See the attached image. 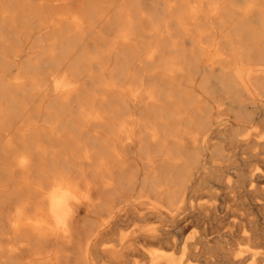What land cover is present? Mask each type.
I'll return each instance as SVG.
<instances>
[{
    "label": "rangeland",
    "instance_id": "rangeland-1",
    "mask_svg": "<svg viewBox=\"0 0 264 264\" xmlns=\"http://www.w3.org/2000/svg\"><path fill=\"white\" fill-rule=\"evenodd\" d=\"M102 1L110 4V0L99 2ZM216 7L207 27L197 34L179 32L172 23L165 31L169 18L160 16L154 25L161 34L157 41L147 23L144 29L135 28L131 32L109 25L61 36L17 24L12 32L18 39L15 43L18 68L26 65V59L35 60V68L31 67L21 82L23 95L18 94V100L22 102L25 93H29L30 103L29 112L19 115L17 127L22 134V126L27 125L38 135L35 159H41V153L45 152L47 167L54 165L51 157L63 159L64 168L87 167L76 159L81 155L77 149L81 142H89L91 157L101 147L105 148L104 155H109L111 149L123 153L129 161L138 164L140 180L148 182L136 192L140 190L142 200L147 201L146 207H150V202L159 201L149 180L162 169L158 133L163 104L168 99L190 115L196 109H204L211 124L202 147L180 137L175 143L172 139L168 142L172 151L182 153L189 148L199 155L196 166L199 172L184 189L187 212L178 217L183 222L188 219L192 222L182 231L183 238H200L208 264H232V260L264 264V235L259 229L264 224V147L254 142L256 137L244 140L247 135H264L263 113L254 111V125L242 132L239 140L231 138L226 124L219 122L226 118L233 122L236 118L237 110L230 100L233 93L228 87L229 83L236 84L232 75L234 62L264 63V0H217ZM149 12L147 9L146 14ZM17 20L26 22L21 17ZM58 36L62 38L59 40ZM211 42L218 44L223 54L216 66L203 62V47ZM59 43L66 48L60 64L54 65L51 57L58 52ZM61 78L66 79L64 89L56 84ZM237 97L236 100L246 99L241 92ZM89 110L101 114L107 127L93 123L79 130L66 127L67 122L84 120ZM251 110L248 107L247 111ZM168 126L170 131L171 120ZM202 169L205 182L198 179ZM252 169L259 177L256 182L250 188L245 185L237 188L242 174L247 175ZM74 181L81 183L79 179ZM85 219L81 213L79 220ZM158 222L147 218L144 226L156 227ZM176 232L172 231L171 236ZM142 250L145 254L152 251L169 254L166 247L155 244H144Z\"/></svg>",
    "mask_w": 264,
    "mask_h": 264
},
{
    "label": "bare ground",
    "instance_id": "bare-ground-1",
    "mask_svg": "<svg viewBox=\"0 0 264 264\" xmlns=\"http://www.w3.org/2000/svg\"><path fill=\"white\" fill-rule=\"evenodd\" d=\"M99 1L0 0V264H208L200 238H183L182 231L192 222L178 219L187 212L184 189L199 172L196 168L199 155L189 148L182 153L172 151L168 143L169 139L175 143L180 137L202 147L211 124L204 109H196L190 115L168 99L163 104L158 133L162 169L149 180L154 184V195L159 201L150 202V207H146L147 201L142 200L140 190L136 192L148 182L140 180L138 164L129 161L123 153L111 149L109 155H104L105 148L101 147L91 157L89 142H81L77 145L81 155L76 159L87 167L64 168L60 157H51L54 165L47 167L45 152L41 153V159H35L38 135L24 124L23 133H19L17 119L29 112L30 95L25 93L20 102L18 94L23 95L22 79L29 75L35 60L26 59V65L18 68L15 44L18 39L12 32L17 24L61 36L66 32L81 33L93 26L109 25L131 32L135 28L144 29L147 23L157 41L161 34L154 25L160 16L171 20L165 22V31L172 23L179 32L197 34L207 27L210 15L218 9L217 0H121L118 4L119 0H110V4ZM147 9L149 14H146ZM110 13L113 16L108 17ZM18 17L26 22L18 23ZM56 48L55 57L50 54L54 65L60 64L66 47L59 43ZM222 59L218 44L211 42L203 47V62L207 66H216ZM234 63L232 75L236 84L229 83L228 87L233 93L230 100L237 110L236 118L233 122L229 118L219 122L226 124L231 138L239 140L242 132L254 125L255 112L263 113L264 120V63L246 65L239 60ZM65 83V78L56 81L60 89H64ZM238 92L246 99L236 100ZM248 107L251 112L247 111ZM83 119L67 122L66 127L79 130L88 123L107 127L96 110L87 111ZM170 120L173 126L169 131ZM251 137H256L254 142L264 147V135H247L244 140ZM257 178L254 170H249L247 175L242 174L237 188L244 185L250 188ZM76 179L81 183H75ZM198 179L204 181V169ZM81 213L85 214V220H79ZM147 218L159 221L158 226H144ZM259 229L264 235V224ZM172 231L177 234L171 236ZM144 244L164 246L169 254L157 251L145 254ZM232 264L242 263L232 260Z\"/></svg>",
    "mask_w": 264,
    "mask_h": 264
}]
</instances>
